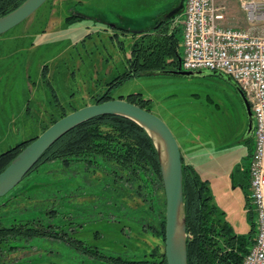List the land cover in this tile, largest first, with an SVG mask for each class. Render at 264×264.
Here are the masks:
<instances>
[{"label": "rangeland", "instance_id": "1", "mask_svg": "<svg viewBox=\"0 0 264 264\" xmlns=\"http://www.w3.org/2000/svg\"><path fill=\"white\" fill-rule=\"evenodd\" d=\"M108 1L46 0L25 20L0 33V153L39 135L61 114L94 103L109 90V81L127 69L133 39L149 31L154 17L180 0H152L149 5L127 0L124 8L118 1ZM98 8L113 9L108 23L99 19ZM73 11L88 17L67 23ZM235 11L241 12L238 5ZM118 19L124 26L142 29L131 28L127 34L114 30ZM183 21L184 10L172 17L169 30L181 31ZM111 31L124 39L123 49ZM133 92L152 99V111L171 127L185 158L210 180L214 202L235 230L246 235L252 222L248 194L255 139L247 134L248 114L236 81L209 71L191 76L152 73L130 76L110 88L115 98ZM170 114L191 128V141L181 134L189 129L180 133ZM106 174L105 169L88 172L82 163L66 167L52 160L25 176L0 198V215H7L0 219L12 223L13 218L37 215L46 222L41 231L62 236L0 240V264H116L88 254L81 242L125 259L151 258L153 250H163L162 237L148 225L154 218L143 196L124 179Z\"/></svg>", "mask_w": 264, "mask_h": 264}, {"label": "trees", "instance_id": "2", "mask_svg": "<svg viewBox=\"0 0 264 264\" xmlns=\"http://www.w3.org/2000/svg\"><path fill=\"white\" fill-rule=\"evenodd\" d=\"M23 1L0 0V16L13 10ZM166 14L167 12H164L154 17L149 31L133 39L130 55L126 57L128 60L127 69L115 75L109 81V90L95 97L94 102L113 98L110 95V88L130 76L162 73L164 70L177 69L180 66L182 29L180 31V29L174 28L170 31L168 24L172 17L167 18ZM87 17L86 14L73 11L66 17V22L71 24ZM117 29L122 30L124 34L131 31L130 27L120 23H115L114 30ZM117 35V32L113 31L111 37L116 40L117 46L123 49L124 39L116 38ZM215 71L209 70V73L220 74V71ZM120 97L152 110V99L145 98L142 92H133ZM64 114L66 112L61 116ZM57 119L53 120L52 123ZM37 136L26 138L1 152L0 171ZM52 160L59 161L66 167L74 163H82L86 171L92 173L98 169H105L107 174H112V179L115 180L119 177L124 179L130 189L143 196L154 218L153 221H148V225L156 235L162 237L164 242L163 250H153L150 254L151 258L125 259L121 255H107L102 253L97 246L91 247L81 242L80 245L85 252L99 258L113 260L116 264H168L165 254L166 197L160 156L154 137L144 126L132 118L119 114L95 116L75 126L56 140L26 176L38 169L39 165ZM183 174L188 233V263L242 264L245 254L254 243L256 233L255 209L250 193L248 194V204L250 206L249 211L253 212H250L252 222L248 233L245 235L235 230L226 219L225 211L221 210L214 202L210 180L203 178L194 165L186 163L184 158ZM15 188L16 186L1 198H5ZM46 211L51 212V210ZM2 216L7 215L2 214L0 218ZM26 216L17 220L13 218L12 223H4L0 219V240L12 243V238L19 236L30 237L51 233L62 236L59 232L54 233L45 231V229L41 231L46 222H42L41 219L37 218V215ZM36 223L38 225H34ZM47 224L48 227L53 225L51 222ZM9 247L11 249L13 245H9Z\"/></svg>", "mask_w": 264, "mask_h": 264}, {"label": "built area", "instance_id": "3", "mask_svg": "<svg viewBox=\"0 0 264 264\" xmlns=\"http://www.w3.org/2000/svg\"><path fill=\"white\" fill-rule=\"evenodd\" d=\"M246 25L224 24V0H185L181 68L216 70L231 76L248 98L255 148L250 197L256 210L255 240L242 264H264V0H237Z\"/></svg>", "mask_w": 264, "mask_h": 264}, {"label": "water", "instance_id": "4", "mask_svg": "<svg viewBox=\"0 0 264 264\" xmlns=\"http://www.w3.org/2000/svg\"><path fill=\"white\" fill-rule=\"evenodd\" d=\"M46 0H24L13 10L0 16V33L8 31L34 13ZM184 0H180L166 14L167 18L182 12ZM181 60V58H179ZM209 70L177 69L162 73L179 75L203 74ZM219 72V71H215ZM223 73L220 71V74ZM224 75V74H222ZM229 76V75H228ZM230 78H232L230 76ZM233 79V78H232ZM248 114L247 134L253 135L254 117L251 104L238 85ZM119 114L134 119L154 137L160 156L162 178L166 197L165 254L168 264H189L187 249V219L185 216L183 187V155L171 127L152 110L144 108L126 98L113 97L78 107L51 123L34 140L28 143L11 162L0 171V198L18 185L43 156L46 150L62 135L98 115Z\"/></svg>", "mask_w": 264, "mask_h": 264}, {"label": "crops", "instance_id": "5", "mask_svg": "<svg viewBox=\"0 0 264 264\" xmlns=\"http://www.w3.org/2000/svg\"><path fill=\"white\" fill-rule=\"evenodd\" d=\"M103 1L104 0H102V2ZM111 1L112 0H109L108 2H111ZM115 1H118V3H120L121 5H123V8H124L126 4H129V1L130 0L129 1H127V0H115ZM224 1H226L228 3V6H229V10H228V13H227V17L223 21L224 24H226V25H233V26H240L241 24H243L246 21L245 11L241 8V6L239 4H237L239 2L237 0H224ZM149 3L150 4L153 3L152 0H150L149 2H148V0H142V2H141V4H145V5H149ZM170 3H171V0H170ZM176 4H174V5L172 4V6L166 12H168L169 10H171L172 7H174ZM236 4L239 6L240 11L242 13L239 12V11H235L236 6H237ZM154 5H156V2L154 3ZM98 9H100V11L102 13V14H100L101 16H99V19H101V21L103 20V22L105 21V24H106V21H108L107 19H109V14L112 13V10L113 9L112 8H98ZM121 18L122 19H125L124 16H121ZM119 21H120V19H118V22ZM121 22H123V21H120L119 23H121ZM127 26L130 27V28H132V29H139V30L142 29L140 27H133V26H129V25H127ZM146 27H143V29L146 28ZM103 29L108 30L109 28L105 25L103 27ZM97 30H98V33H100V30L98 28H97ZM112 32L113 31H111V33ZM169 117L172 118V121H176L175 125H176L177 128H180L179 132L182 131V130H184V128L187 129V130L188 129L190 130V131L188 130L187 132L183 131L184 133L183 132L182 133L180 132V133L183 134V139H185V140H188L189 139V141H191V139H192V137H191V131L192 130H191L190 127H188L186 125V122L181 121V120H178L177 118H175V114H170ZM178 142H179V140H178ZM179 145H180V142H179ZM181 151H182V155H183L184 160L187 161L188 163H190L185 158V153L183 152L182 148H181Z\"/></svg>", "mask_w": 264, "mask_h": 264}]
</instances>
